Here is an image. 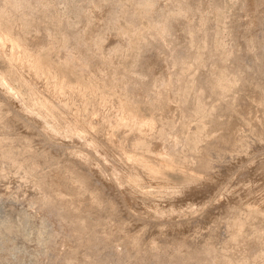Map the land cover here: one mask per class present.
Wrapping results in <instances>:
<instances>
[{"label": "rangeland", "instance_id": "rangeland-1", "mask_svg": "<svg viewBox=\"0 0 264 264\" xmlns=\"http://www.w3.org/2000/svg\"><path fill=\"white\" fill-rule=\"evenodd\" d=\"M0 32L35 49L34 60L55 66L59 80L63 77L61 81L92 89L83 94L88 103L96 97L106 101L107 106L101 104L92 113L95 127L98 124L102 131L108 130L107 117L114 108L109 102L116 96L146 119L165 117L156 125L173 132L174 149L163 153V144L172 142V137L159 138L156 131L150 137V130L146 144L139 142L136 148L165 154L175 166L186 165L205 179L179 188L177 174L170 173L158 184L157 178L150 181L142 172L138 184L147 194L130 193L129 202L120 200L67 154L69 148L48 144L10 112L0 96V264H264V0H0ZM78 34L83 36L81 43L74 38ZM22 46L14 47L13 53L24 52ZM1 49L0 77L11 81L21 101L30 104L31 92L7 67ZM167 73V80L155 88L160 94L145 91L143 85L152 77ZM38 77L39 89L50 84L49 77ZM211 81L220 87L213 96L206 91ZM164 89L172 99L168 111L158 117ZM155 93L160 95L157 99ZM78 99L73 97L70 103L76 105ZM181 110L191 117V127L183 131H179ZM119 126L109 127L112 137H121L128 147L123 138L128 126ZM117 157L112 151L105 162ZM73 169L86 172L88 183L81 191L71 177ZM99 172L107 176V171ZM33 180H40V189ZM158 187L167 193L163 196ZM59 193L68 201H57L55 206L47 202L58 199ZM92 200L98 201L96 206ZM150 206L175 211H162L164 218L159 213L152 217L146 214ZM73 208L85 219V228L73 226ZM169 213L178 221L171 222ZM133 234L135 243L130 242Z\"/></svg>", "mask_w": 264, "mask_h": 264}, {"label": "bare ground", "instance_id": "bare-ground-1", "mask_svg": "<svg viewBox=\"0 0 264 264\" xmlns=\"http://www.w3.org/2000/svg\"><path fill=\"white\" fill-rule=\"evenodd\" d=\"M255 1V0H254ZM254 5V3H253ZM257 8V6H256ZM197 9V8H196ZM201 9V8H200ZM253 9V8H252ZM192 11V10H191ZM199 11V10H198ZM201 11V10H200ZM192 13V12H191ZM190 26V25H188ZM199 26V25H198ZM192 27V26H191ZM201 28V27H200ZM196 31V30H195ZM198 31V30H197ZM256 31H254L255 33ZM81 33V32H80ZM83 33V32H82ZM252 33V32H251ZM84 34V33H83ZM251 35V34H250ZM253 35V34H252ZM251 35V36H252ZM256 35V34H255ZM75 36V35H74ZM78 43H81L83 40V36H81V34H78L76 37H74ZM20 44V42H18ZM17 44L15 42V40H13L12 36L11 35H8L7 33H2L0 32V45L2 47L1 49V52L4 53V57L6 58L7 60V63H9V68H11V70H13L15 73V78L17 80H19L20 82L24 83L27 88L29 89V91L31 92V98H30V104L28 103H24L23 101H21V99L19 98V94L16 92L17 90L14 91V87L12 88L10 82L7 80V79H4L3 77H0V96L1 98L10 106V112L12 111L13 114L15 116H17L18 118H20L23 122L27 123L28 125H30L33 129H35L42 137L43 139H45L48 144L50 145H55L57 147H61L63 149H67L69 148V151L65 150L67 152V154L71 153L73 155V157L78 161L79 164H81L82 166H84L85 168V171L90 173V174H93L96 176V180H98V182L104 184L105 186L104 187H107L109 189V191H111V193H113L114 196H116L118 199L120 200H123V201H128V198H132L130 197V193H134V194H139V195H144V194H147V191L145 190H141L140 187H139V184H138V180H139V176L141 175V173L143 172V174H145L144 176L147 177L149 180L150 178H157V183L159 184L160 182L164 180H166L167 178H164L166 177L167 175H169L170 173H174L175 175L177 174L176 177H179L177 182L179 184V188H180V185L183 186H186V185H189L190 183H193L194 181L197 183L198 181L196 180H199L201 179L202 180V176L200 175V173H197L193 170H190L189 167L186 165H183L182 167H179L178 166H175L176 164L173 163V161L169 160L170 158H166L165 154H159V152L157 153H153L152 151L154 150H151V152L153 153H150L148 154V152H146L147 149H145L144 151H140L136 148V145L137 143L141 142V143H145L147 142V139L149 140L150 137H153V135L155 133H153L154 131L157 132V136L160 135L159 138H164L165 137H172V142H170V140L168 139V141L170 143H165L163 144L161 141L159 142V144H163L165 146V149H164V146H163V149H162V152L165 153V151L168 149H171L173 148V144L175 142L174 141V135H173V132H166L163 127H162V124H160V127L156 125V121L157 119H163L165 117L162 116V113L163 111H168L166 110V106H168V102L171 103V101H168V99L171 97H169L168 93L169 92L167 89H164L162 91V94H163V98H161L162 100L159 102V111H158V117H161V118H156V116L154 117L152 115V118L150 119H146L145 117H142V115L140 116V112L138 113L139 115H137L136 113H134L133 111L135 110H131V109H127V103L124 105V101L121 102L120 99H116L114 97L113 100H110L109 103H111L113 105V110H112V113L109 114V117L105 116L104 114L102 116H105L107 117V122H109V127L110 126H119L121 127V125L124 126L127 125L128 126V129L125 133H123V138L127 139L129 141V146L125 147L122 142H121V137L120 138H114L115 134L112 135V132H111V129L112 128H109L108 127V130L106 128L105 131H102V128H100V126H98L97 124V128L95 127V119L93 120L92 119V113L96 112L98 109H99V106H103V104H106L104 100L100 99L99 97H96L92 102L88 103L84 97H83V94L87 92H94L92 89H86L84 90V85H81L79 82L78 83H66L64 81H61L59 80V77L57 76L58 74L56 73V69L54 68L55 66L53 65H47V64H43L39 62H36L33 58V55L35 54L36 55V50L33 49V48H30L28 46H25L23 47L24 49V52L21 51V49L18 51L19 54H15L13 53V50L15 49L14 47H17V48H21V46ZM22 49V50H23ZM30 49V50H29ZM3 50V51H2ZM33 50V51H31ZM16 51V50H15ZM30 55H28V53ZM23 53H27L26 55L27 56H24ZM34 55V56H35ZM3 56V55H2ZM37 56V55H36ZM264 58V57H263ZM261 59V58H260ZM4 60V59H3ZM258 60V59H257ZM263 60V59H262ZM219 63V61H218ZM43 64V65H42ZM52 64V63H51ZM255 66V65H254ZM258 69V68H257ZM261 69V68H260ZM259 70V69H258ZM10 72V70H8ZM165 72L167 70H164ZM145 72V71H144ZM148 72V71H147ZM169 72V71H168ZM143 73V72H142ZM164 73V72H163ZM2 74V73H1ZM4 74V73H3ZM2 74V75H3ZM8 74V73H7ZM11 74V73H10ZM144 74V73H143ZM168 74L167 75H160L159 77H152L150 79L149 82H147L145 85H143L145 87V91L151 93L152 95H154V91H156V89L158 87H160V84L162 81L164 80H167L168 78ZM1 75V76H2ZM12 75V74H11ZM13 75V77H14ZM146 74H144V77H145ZM148 75V74H147ZM172 75V74H171ZM8 76H10L8 74ZM38 76H41L43 77L44 79L46 78H50V84L49 85H46L45 88H38L37 85H36V82H40V80L36 81V77ZM151 76V75H150ZM154 76V75H152ZM139 77V76H138ZM179 76H177L178 78ZM11 78V77H10ZM40 79V77H38ZM42 78V79H43ZM61 78V77H60ZM67 79V78H66ZM71 79V78H70ZM175 79V78H174ZM179 79H181L179 77ZM184 79V78H183ZM12 80V79H11ZM143 80V79H142ZM141 80V81H142ZM169 80V79H168ZM76 81V80H75ZM144 81V80H143ZM178 81V80H177ZM175 82V81H174ZM46 84V83H45ZM142 84V83H141ZM159 84V86L156 88V86ZM180 84H183V83H180ZM179 84V85H180ZM215 84H217L215 82ZM214 84L213 81H211L209 84H208V87L206 88V91L208 92V94L210 95H215L216 94V88H220L219 86L218 87H215L216 85ZM40 86V85H38ZM178 86V85H177ZM176 86V87H177ZM181 86V85H180ZM167 87H169V85H167ZM175 87V88H176ZM156 88V89H155ZM161 88H163L161 86ZM173 89V88H172ZM179 89V88H178ZM160 91V88L159 90H157L156 92ZM220 91V90H219ZM19 92V91H18ZM221 92V91H220ZM219 92V93H220ZM161 92H158V94H160ZM170 93V92H169ZM58 94H59V97H58ZM60 94L62 96H60ZM157 95V93H155ZM161 94V95H162ZM207 94V93H206ZM218 94V93H217ZM227 94V93H226ZM122 96V94H120ZM156 99L158 96L160 95H157ZM205 95V94H204ZM21 96V95H20ZM64 96H65V99H64ZM78 96V100L79 102L76 103V105H74L75 103L73 102L72 104L70 103L71 102V99L73 97H77ZM115 96V95H114ZM199 96V94H198ZM201 96V95H200ZM219 96V95H217ZM215 96V97H217ZM152 97V96H151ZM150 97V98H151ZM225 97V96H224ZM22 98V97H21ZM123 98V97H122ZM75 99V98H74ZM124 99V98H123ZM172 99V97H171ZM221 99V98H220ZM202 100V98H201ZM200 100V101H201ZM2 101V100H1ZM143 101V100H142ZM3 102V101H2ZM149 102V100H148ZM147 102V104H149ZM156 102V100H155ZM203 102V101H202ZM4 103V102H3ZM121 104V106L118 104ZM152 103V102H151ZM153 104V103H152ZM157 104V103H155ZM154 104V105H155ZM6 105V104H5ZM151 105V104H149ZM171 105V104H170ZM169 105V106H170ZM36 108H33L35 107ZM107 106V104H106ZM105 106V107H106ZM5 107V106H4ZM7 107V106H6ZM5 107V108H6ZM38 107V108H37ZM129 107V106H128ZM156 107V105H155ZM171 107V106H170ZM109 108V107H108ZM111 108V109H112ZM132 108V107H131ZM137 108V107H136ZM153 108V107H151ZM158 108V106H157ZM155 108V109H157ZM133 109V108H132ZM169 109V107H168ZM9 110V109H8ZM44 111L46 113V115H43L41 113V111ZM83 111H85L87 114V118H86V121L82 118V113ZM162 111V112H161ZM182 113L180 115V128H179V131H183V128H187L188 127H191V126H188V121L189 119L191 120V117L189 116V114L185 111V110H181ZM99 112V111H98ZM97 112V113H98ZM170 112H171V109H170ZM96 113V114H97ZM102 113V112H101ZM169 113V112H168ZM170 114V113H169ZM99 115V114H97ZM165 115V114H164ZM192 115V114H191ZM93 116H96L95 114ZM167 116V115H166ZM169 116V115H168ZM95 118V117H94ZM98 118V116H97ZM170 118V117H169ZM201 118L198 119V121L200 120ZM159 120V121H161ZM196 120V119H195ZM193 121V120H192ZM197 121V120H196ZM197 121V122H198ZM98 122V121H97ZM162 123V121H161ZM163 123H164V119H163ZM192 123V122H191ZM194 123V122H193ZM200 125V121L198 122ZM201 123H203V120L201 121ZM158 124V123H157ZM190 124V123H189ZM107 125V124H106ZM168 125V124H167ZM191 125V124H190ZM204 125V124H203ZM202 126V125H201ZM106 127V126H105ZM125 127V126H124ZM179 127V126H178ZM203 127V126H202ZM123 128V127H121ZM120 128V129H121ZM127 128V127H125ZM197 128V127H196ZM195 128V130H196ZM110 129V131H109ZM203 129V128H202ZM206 129V128H205ZM150 130V131H149ZM153 130V131H152ZM204 130V129H203ZM150 132V137H148V134L147 132ZM187 131V130H186ZM202 131V130H201ZM205 131V130H204ZM203 131V132H204ZM148 132V133H149ZM152 132V133H151ZM185 132V131H184ZM205 133V132H204ZM208 133V132H207ZM120 134V133H119ZM152 134V135H151ZM197 134V133H196ZM195 134V135H196ZM210 134V133H209ZM121 135V134H120ZM62 136V137H61ZM64 136H68L69 138H65ZM114 136V137H112ZM155 136V135H154ZM64 137V138H63ZM204 137V136H203ZM209 137V136H207ZM58 138V139H57ZM169 138V137H168ZM213 138V137H212ZM42 139V140H43ZM157 139V138H155ZM151 140V139H150ZM244 140V139H243ZM165 141V140H163ZM126 142V141H125ZM149 142V141H148ZM154 142V141H153ZM76 143V147L72 148ZM124 143V142H123ZM155 144L154 145H157L158 144V141H155L154 142ZM246 143V142H245ZM243 142L242 145L245 144ZM128 144V143H127ZM144 144V145H145ZM153 145V144H152ZM177 145V144H176ZM246 145V144H245ZM142 146V145H141ZM160 146V145H159ZM158 147V146H157ZM156 147V148H157ZM244 147V146H243ZM155 148V149H156ZM160 148V147H159ZM246 148V147H245ZM143 149V148H142ZM174 149V148H173ZM172 149V150H173ZM241 149V148H240ZM58 150V148H57ZM167 150V151H168ZM62 151V150H61ZM112 151H115V153L117 152L118 153V157L117 158H114V161H111L110 163H106L105 162V159L108 157V156H111L112 154ZM148 151V150H147ZM155 151V150H154ZM156 151H160V149L156 150ZM227 151V150H226ZM172 152V151H171ZM174 152V151H173ZM229 152V151H228ZM46 153V152H45ZM114 153V152H113ZM161 153V152H160ZM43 154V153H42ZM65 154V152H64ZM167 154V152H166ZM171 154V153H170ZM226 154V153H225ZM46 155V154H45ZM66 155V154H65ZM173 155V154H171ZM239 155V154H238ZM117 156V155H116ZM186 158V157H185ZM184 158V159H185ZM211 158V157H210ZM120 159V160H119ZM173 160V158H172ZM209 160V159H208ZM249 160V159H248ZM118 161V162H117ZM120 161H123V163L125 164H120L119 162ZM206 161V160H205ZM108 162V160H107ZM207 162V161H206ZM246 162V161H245ZM211 163V162H210ZM247 163V162H246ZM178 164V163H177ZM98 167H96V166ZM250 165V164H248ZM247 165V167H248ZM30 167V170L33 171L34 168L33 166L31 165H28ZM56 166V165H55ZM59 166V165H58ZM181 166V165H180ZM62 167V166H59V168ZM121 167V168H120ZM177 167V168H176ZM207 167V166H206ZM209 167V165H208ZM247 167L245 166L244 169H247ZM251 167V166H249ZM64 168V167H63ZM62 168V170H63ZM100 168V170H105L107 171V176H103L100 174V170H98ZM123 169V171H121L120 169ZM254 168V167H253ZM252 169V168H251ZM250 169V170H251ZM57 170V169H56ZM120 170L121 173H119L118 171ZM206 170V168H205ZM61 171V170H60ZM80 171V170H79ZM78 171V172H79ZM208 171V170H206ZM246 171V170H245ZM55 172V171H54ZM76 173L73 170H71V177L74 178L73 180L76 182L77 181V187L81 188L82 186H85L87 183H86V176L84 175L86 172H84L83 174L81 173ZM103 172V171H101ZM238 172V171H237ZM57 172H55L56 174ZM105 173V175H106ZM59 174L57 177L60 178L61 177V172L60 173H57ZM104 174V173H102ZM142 174V175H143ZM170 174V175H172ZM207 174V173H205ZM87 175V174H86ZM174 175V176H175ZM179 175V176H178ZM143 176V177H144ZM54 178V180H58V178ZM53 178V177H52ZM63 179V178H62ZM204 179V178H203ZM146 180V179H145ZM155 180V179H154ZM40 181V180H39ZM39 181H36V180H33L32 184H36V186L39 187V189L41 188V184ZM151 181V180H150ZM205 181V179H204ZM140 182V181H139ZM144 182V181H143ZM147 182V181H146ZM145 182V183H146ZM156 182V181H154ZM164 182V181H163ZM194 182V183H195ZM152 183V182H151ZM199 183V182H198ZM90 184V183H89ZM88 184V185H89ZM141 184V183H140ZM165 184V183H163ZM201 184H202V181H201ZM167 185V183H166ZM173 185V184H172ZM192 185V184H191ZM196 185V184H194ZM211 185V184H210ZM224 185V184H223ZM33 186V185H31ZM76 186V185H75ZM165 186V185H164ZM170 187V185H167ZM193 186V185H192ZM226 186V185H225ZM224 186V187H225ZM87 187V186H86ZM90 187V186H89ZM157 187V186H155ZM163 188V186L160 184V188ZM166 187V186H165ZM164 187V188H165ZM178 187V186H177ZM220 187V186H219ZM34 188V186H33ZM161 188V189H162ZM167 188V187H166ZM172 188V187H171ZM179 188H177V191L179 190ZM182 188V189H183ZM188 188V187H187ZM191 188V187H190ZM189 188V189H190ZM222 188V187H221ZM37 189V187L35 188ZM37 189V190H39ZM43 189V188H42ZM84 189V188H83ZM95 189V187H94ZM93 189V190H94ZM159 189V187H158ZM159 189V190H161ZM188 189V190H189ZM224 189V188H223ZM222 189V190H223ZM78 190V189H77ZM82 190V188L80 189V191ZM87 191V188L85 189ZM163 190V189H162ZM161 192L162 195L163 193H167V192ZM170 188L168 189V192H169ZM173 190V189H171ZM184 190V189H183ZM186 190V189H185ZM218 190V189H217ZM6 191V190H5ZM76 191V189H75ZM90 191V190H89ZM92 191V190H91ZM90 191V192H91ZM108 191V192H109ZM149 191V190H148ZM158 191V190H157ZM164 191H167V190H164ZM176 191V190H174ZM176 191V192H177ZM219 191V190H218ZM93 192V191H92ZM95 192V191H94ZM159 192V191H158ZM157 192V193H158ZM173 192V191H172ZM181 192V190H180ZM89 193V192H88ZM96 193V192H95ZM159 193V194H160ZM179 193V191H178ZM177 193V194H178ZM223 192H221L222 194ZM16 194V193H15ZM60 194V193H59ZM90 196H91V193H89ZM97 194V193H96ZM95 194V195H96ZM99 194V193H98ZM102 194V193H101ZM173 193H170L169 196H173L172 195ZM219 194V192H218ZM4 195V193H3ZM2 195V196H3ZM5 195H7V193H5ZM36 195V194H35ZM38 195V194H37ZM42 195V194H41ZM133 195V194H131ZM142 195L140 197H142ZM149 195V194H148ZM146 195V196H148ZM155 195V194H154ZM158 195V194H157ZM161 195V194H160ZM159 195V196H160ZM161 195V196H162ZM229 195V194H228ZM10 196V195H9ZM60 197H58V199H50L47 201L49 203H54V206L56 204L57 201H61V200H64L65 196L63 195H59ZM94 196V195H92ZM97 196V195H96ZM95 196V197H96ZM146 196H143V197H146ZM156 196V195H155ZM157 196V197H159ZM164 196V195H163ZM166 196V195H165ZM218 196V195H217ZM5 197V196H4ZM41 197V196H40ZM94 198H91V199H95ZM104 197V196H102ZM149 197H151V199H153V197L150 195ZM175 197V196H173ZM215 197V196H214ZM220 197V196H219ZM6 198V197H5ZM34 198V197H33ZM39 198V197H38ZM57 198V196L55 197ZM98 198V197H96ZM111 198V197H109ZM114 198V197H113ZM165 198V197H164ZM171 198V197H170ZM213 198V197H212ZM217 198V197H216ZM32 199V198H31ZM146 199V198H145ZM149 199V198H147ZM163 199V198H162ZM161 199V201H162ZM172 199V198H171ZM219 199V198H218ZM35 200H37V197L35 198ZM66 201L67 198L65 199ZM64 200V201H65ZM97 200V199H95ZM164 200V199H163ZM208 200H211V199H208ZM213 200V199H212ZM215 200V199H214ZM213 200V201H214ZM222 200V199H221ZM34 201V200H32ZM46 201V200H45ZM65 201V202H66ZM94 200H92L91 202H93ZM101 201L100 200V204H101ZM109 201V200H108ZM153 201V200H152ZM165 201V200H164ZM171 201V200H170ZM169 201V202H170ZM206 201V200H205ZM220 201V200H219ZM218 201V202H219ZM89 202V200H88ZM98 202V201H97ZM96 202V203H97ZM104 202V200H103ZM129 202V201H128ZM127 202V203H128ZM217 202V203H218ZM96 203L94 201L93 204H95L96 206ZM113 203V202H112ZM176 203V202H175ZM196 203V202H195ZM194 203V204H195ZM202 203V202H201ZM209 203V202H208ZM48 204V203H47ZM104 204V203H103ZM111 204V203H110ZM207 204V203H206ZM205 204V205H206ZM213 204V203H211ZM30 205V204H29ZM37 205V204H36ZM109 205V204H108ZM113 205V204H112ZM127 205V204H126ZM174 205V204H173ZM172 205V206H173ZM199 204H197V207ZM218 205V204H217ZM49 206V205H48ZM69 206V205H68ZM98 206H101L98 204ZM97 206V207H98ZM107 206V205H106ZM115 206V205H114ZM189 206V205H188ZM196 206V205H195ZM204 206V205H203ZM208 206V205H206ZM214 207V205H212ZM222 206V204H221ZM41 207V206H40ZM126 207V206H125ZM174 207V206H173ZM191 207V206H190ZM196 207V208H197ZM205 207V206H204ZM202 207V208H204ZM215 207H216V204H215ZM214 207V208H215ZM255 207V206H254ZM55 208V207H54ZM77 208V207H75ZM113 208V207H112ZM129 208H130V204H129ZM185 208V207H184ZM195 208V209H196ZM206 208V207H205ZM204 208V209H205ZM74 209V208H73ZM126 209V208H125ZM133 209V208H132ZM146 209V208H145ZM150 209V211H148ZM178 209V208H177ZM177 209H176V213H177ZM212 209V208H211ZM76 209H74V214L75 216L73 217V223L74 225L73 226H76V229H83L86 227L85 225V219L83 217H81L79 215V213H77L75 211ZM171 210H174L175 209L171 208L170 206L167 208V209H162L161 206L160 207H157L156 208L153 206V208L151 209V206L150 208L146 209V211H148L146 214L147 215H150L152 217H154L155 213H159V215H161V212L162 211H169L171 212ZM187 210V209H186ZM190 210V208H189ZM188 210V211H189ZM46 211V210H45ZM72 211V212H73ZM78 211H79V208H78ZM129 211V210H128ZM172 211V212H174ZM199 211V209H198ZM202 211V209H201ZM145 212V211H144ZM185 212V211H184ZM187 212V211H186ZM185 212V213H186ZM190 212V211H189ZM188 212V213H189ZM131 213H133L131 211ZM165 212H163L162 214H164ZM180 213H183L182 211H179V217H180ZM134 214V213H133ZM136 214V213H135ZM175 214V212H174ZM191 214V213H190ZM203 214V213H202ZM157 215V214H156ZM158 215V217H159ZM166 215V213H165ZM189 215V214H187ZM141 216V215H140ZM148 216V217H150ZM162 216V215H161ZM172 216V215H171ZM183 217V215H181ZM133 217V216H132ZM131 217V218H132ZM151 217V218H152ZM157 217V216H156ZM164 218V216H162ZM167 217V216H165ZM169 217H170V213H169ZM175 217V216H174ZM173 217V218H174ZM178 217V215L176 216ZM186 217V216H185ZM146 218V217H145ZM157 219V218H156ZM155 219V220H156ZM159 219V218H158ZM168 219V218H167ZM170 221L172 220V218L170 217L169 218ZM168 219V220H169ZM175 219V218H174ZM182 219V218H181ZM180 219V220H181ZM185 219V218H184ZM189 219V218H188ZM145 220V219H144ZM150 220V219H149ZM148 220V221H149ZM166 220V218L164 219ZM163 220V221H164ZM177 220V218H176ZM176 220H172V221H176ZM183 220V219H182ZM87 221V220H86ZM138 221V220H137ZM153 221V220H152ZM160 221V220H159ZM171 221V222H172ZM178 221V220H177ZM154 222V221H153ZM167 222V220H166ZM181 222V221H180ZM189 222V221H188ZM155 223V222H154ZM165 223V221H164ZM180 224V223H179ZM182 224V223H181ZM176 225H178L176 223ZM212 225V224H211ZM67 226V225H66ZM160 226V225H159ZM158 226V227H159ZM183 226V225H182ZM141 227V226H140ZM177 227V226H176ZM180 227V226H179ZM178 227V229H179ZM71 229V228H70ZM72 230V229H71ZM160 230V229H159ZM79 232V230H77ZM83 232V230H81ZM174 231V230H173ZM72 232V231H71ZM77 232V233H78ZM159 232H162V231H159ZM74 233H75V230H74ZM206 233V232H205ZM160 234V233H159ZM76 236V235H75ZM81 236V235H80ZM132 236L131 238V241L132 243H135L134 241L137 240V235L136 234H133V235H130V237ZM79 238V237H78ZM154 238V237H153ZM152 238V239H153ZM130 240V238H127ZM155 240V238H154ZM153 240V241H154ZM244 240V239H243ZM151 241V240H150ZM212 241V240H211ZM152 242V241H151ZM150 242V243H151ZM239 242V241H238ZM131 244V243H130ZM179 245H181V243H178ZM133 246V244L131 245ZM136 246V245H135ZM71 252V251H70ZM138 252V251H137ZM195 254L197 251H194ZM72 253V252H71ZM198 255V254H197ZM193 256V255H192ZM194 258V257H193ZM197 258V257H196ZM224 258V257H223ZM69 259V258H68ZM94 259V258H93ZM198 259V258H197ZM219 259V258H218ZM221 259V258H220ZM224 260V259H223ZM71 261V260H70ZM93 261V260H92ZM227 261V260H226ZM83 263V262H82ZM81 263V264H82ZM90 263V262H89ZM91 264V263H90Z\"/></svg>", "mask_w": 264, "mask_h": 264}]
</instances>
